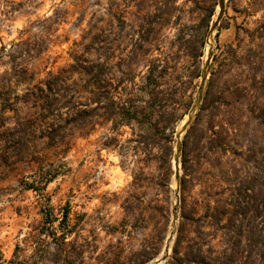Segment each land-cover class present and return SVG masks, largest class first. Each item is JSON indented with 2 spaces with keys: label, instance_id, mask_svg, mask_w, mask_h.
Listing matches in <instances>:
<instances>
[{
  "label": "rangeland",
  "instance_id": "obj_1",
  "mask_svg": "<svg viewBox=\"0 0 264 264\" xmlns=\"http://www.w3.org/2000/svg\"><path fill=\"white\" fill-rule=\"evenodd\" d=\"M219 3L0 0V264H146L173 235L169 260L182 229V252L206 232L221 259L244 250L234 264H264V249H224L264 227V0H225L223 10ZM81 42L106 46L107 67L124 73L140 47L135 85H127L138 107L149 101L154 61H163L161 90L180 103L170 160L162 157L164 131L155 128L175 122L169 97L118 133L109 122L51 145L12 131L36 113L29 75L40 85L73 62ZM205 69L204 91L213 79L214 95L188 113ZM85 81L66 74L68 85ZM187 137L198 143L184 162ZM63 231L66 244L53 237Z\"/></svg>",
  "mask_w": 264,
  "mask_h": 264
},
{
  "label": "trees",
  "instance_id": "obj_2",
  "mask_svg": "<svg viewBox=\"0 0 264 264\" xmlns=\"http://www.w3.org/2000/svg\"><path fill=\"white\" fill-rule=\"evenodd\" d=\"M213 14L214 10L209 13L208 18L210 19ZM92 45L94 44L91 42L76 43V47L70 52L73 62L58 73H49L40 85L30 83L33 82V76L29 75L26 93L36 113L34 117L26 121V126L18 124L12 131L22 136L23 134L28 135L26 132H31L29 136L37 134L39 138L47 139L51 145L66 143L68 136L77 132L83 136H88L95 132L98 127L105 128L109 122H113V126L109 130L118 133L119 127L130 126L133 128L137 118L152 117L157 113L156 109L165 108V104L168 102L167 97L172 101L176 97L173 90L171 92L161 90V87L168 84L165 82V78H167L166 69L164 70V66H162L163 61L156 59L153 63V70L145 79L148 82V87H151V90L148 91L149 101L144 102V106L138 107L134 92L129 90L127 85L134 84L132 66L134 58L141 55L140 47L132 52V61L130 59L125 65L127 70L130 71L124 73L121 69L116 70L107 67L109 59L107 58L108 48L106 46L100 45V47L94 49ZM21 71L22 73L28 72L24 68ZM66 74L84 76L85 84L68 85L65 82ZM257 78V76H254V80H257ZM213 87L212 79L205 92L203 105L213 97L215 92ZM36 91H39L41 95L36 94ZM176 100L173 101V113L171 114L173 118L176 116L175 122L172 125H162L160 120L155 123L157 131H164L163 134H165L167 145L162 150V157L166 161L170 160L173 154V138L176 133L177 122L180 120V115L178 116V105L180 103ZM194 101L186 105L188 113ZM118 119H120L119 122ZM4 123L1 124V127L4 126ZM168 130L169 133L167 134ZM115 140L116 137L114 136L111 141ZM197 143L198 140L193 141L189 137L185 139L183 147L184 162L189 158L192 146L197 145ZM253 188V201L257 202L260 194H257V189ZM68 214V212L64 213L62 221L68 218ZM184 231L182 229V233L178 236L173 248V254L165 264H234L237 258L244 257V250L237 252L232 250L230 253L225 254L226 257L221 259L214 252L217 245H214L213 241H208L210 235L206 232L201 234L198 241L197 238L193 240V244L186 247L182 252L181 245ZM259 232V236L256 237L255 232H252V235L247 238L240 235L237 242H233L224 249H264V227ZM69 236L70 234L65 231L59 236L53 234V237L59 239L62 244H66ZM244 239L247 241L245 246H243ZM256 254L261 253L256 252ZM249 255L251 256L252 253L249 252Z\"/></svg>",
  "mask_w": 264,
  "mask_h": 264
},
{
  "label": "water",
  "instance_id": "obj_3",
  "mask_svg": "<svg viewBox=\"0 0 264 264\" xmlns=\"http://www.w3.org/2000/svg\"><path fill=\"white\" fill-rule=\"evenodd\" d=\"M224 3H225V0H220L219 5H220L221 10H223V8H224ZM206 78H207V72H206V69H205V71L202 72V86L199 89L198 95H197V97H196V99H195V101L193 103V106H192V108L190 110L191 114L194 113L198 109L201 101L204 98V95H205L204 84L206 83ZM191 114H190V116H192ZM179 150H180V148H179ZM167 260H168V255L165 256V255L161 254L160 256H158L157 258L149 261L146 264H164L165 262H167Z\"/></svg>",
  "mask_w": 264,
  "mask_h": 264
},
{
  "label": "bare ground",
  "instance_id": "obj_4",
  "mask_svg": "<svg viewBox=\"0 0 264 264\" xmlns=\"http://www.w3.org/2000/svg\"><path fill=\"white\" fill-rule=\"evenodd\" d=\"M175 162H176V171H177V173H178V171H179V165H180V162H179V155H177V158H176ZM175 162H174V163H175ZM173 239H174V237H173V235H172L171 238L169 239V241H168V243H167V247H166V249L163 251L162 255L167 256V255L170 253V249H171V247H172Z\"/></svg>",
  "mask_w": 264,
  "mask_h": 264
}]
</instances>
